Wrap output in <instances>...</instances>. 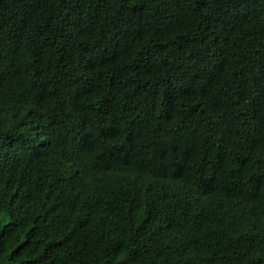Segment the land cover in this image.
<instances>
[{"label": "trees", "instance_id": "obj_1", "mask_svg": "<svg viewBox=\"0 0 264 264\" xmlns=\"http://www.w3.org/2000/svg\"><path fill=\"white\" fill-rule=\"evenodd\" d=\"M264 264V0H0V264Z\"/></svg>", "mask_w": 264, "mask_h": 264}, {"label": "rangeland", "instance_id": "obj_2", "mask_svg": "<svg viewBox=\"0 0 264 264\" xmlns=\"http://www.w3.org/2000/svg\"><path fill=\"white\" fill-rule=\"evenodd\" d=\"M6 261H7V257L4 259V261L1 264H5Z\"/></svg>", "mask_w": 264, "mask_h": 264}]
</instances>
